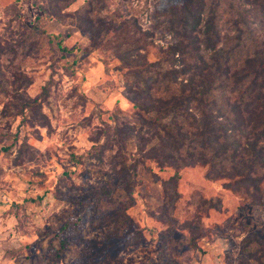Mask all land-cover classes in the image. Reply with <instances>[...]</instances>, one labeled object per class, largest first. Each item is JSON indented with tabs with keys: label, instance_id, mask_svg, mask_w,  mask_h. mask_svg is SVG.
<instances>
[{
	"label": "rangeland",
	"instance_id": "1",
	"mask_svg": "<svg viewBox=\"0 0 264 264\" xmlns=\"http://www.w3.org/2000/svg\"><path fill=\"white\" fill-rule=\"evenodd\" d=\"M44 1L0 0V37H19L24 28L17 21L10 23L15 14L28 27L37 16L45 17L39 7L47 5ZM104 1L103 15L111 17L119 8L127 19L135 18L141 30L152 33L147 41L150 58L157 56V45L174 41L167 30L168 12L183 0ZM88 2L75 0L67 11L82 10ZM44 27L55 37L23 57L21 66L16 59L15 65L33 80L26 89L29 96L49 88L42 102L47 121L36 120L31 110L22 113L7 107L11 97L0 92V264H237L244 255L243 239L253 232L264 237V204H249L242 192L207 179L206 167L199 164L180 172L174 217L184 222L199 215L203 197L219 196L223 203L220 210L212 208L199 218L203 231L195 246L170 248L167 240L186 241L190 230L164 219L162 180L174 170L151 163L137 165L131 192L120 185L111 197L102 198L111 204L110 213L120 207L115 200H133L127 210L132 218L129 228L115 236L113 223L99 224L108 207L96 212L95 194L118 177L85 152L104 121L132 113L124 95L128 76L115 47L93 46L90 33L71 19L62 23L48 17ZM11 56H0V89L12 88L9 80L16 67ZM72 154H85L83 162L75 163ZM136 232L143 235L139 240Z\"/></svg>",
	"mask_w": 264,
	"mask_h": 264
},
{
	"label": "trees",
	"instance_id": "2",
	"mask_svg": "<svg viewBox=\"0 0 264 264\" xmlns=\"http://www.w3.org/2000/svg\"><path fill=\"white\" fill-rule=\"evenodd\" d=\"M45 1L47 5H39L45 17L37 16L36 23L28 27L15 14L10 23L17 21L24 28L19 37H0V56L11 52L9 61L16 67L9 80L11 90L7 85L0 92L11 97L7 107L22 113L31 110L36 120L47 121L42 102L49 96V88L44 86L39 96H29L26 89L33 80L19 66L23 57L55 37L44 27L48 17L76 22L90 33L97 48L109 43L115 47L124 62L120 68L128 76L124 95L132 113L115 114L110 122L104 121L94 130L93 145L85 152L118 177L115 184L107 185L110 189L95 194L96 212L108 207L99 224L113 223L115 236L129 228L132 218L127 210L133 200H115L120 207L110 213L111 204L102 198L111 197L120 185L131 192L140 163L174 170L162 180L164 219L189 229L190 239L167 240L170 248L195 246L203 231L199 218L208 216L212 208H222L221 197H203L198 209L204 215L184 222L174 217L180 197L176 184L188 166H204L207 179L242 192L249 204H264V0H183L172 5L167 30L174 41L157 45L153 59L147 51L152 33L141 30L136 19H127L121 9L109 17L100 12L104 0H89L87 7L73 12L67 8L75 0ZM134 33L138 35L131 40ZM1 76L5 78V74ZM85 154H72L71 158L81 164ZM136 234V240L143 236ZM242 243L244 255L237 264H264V237L253 232Z\"/></svg>",
	"mask_w": 264,
	"mask_h": 264
}]
</instances>
